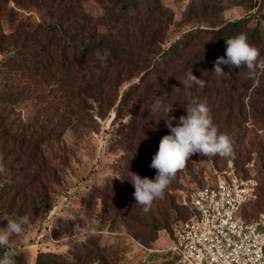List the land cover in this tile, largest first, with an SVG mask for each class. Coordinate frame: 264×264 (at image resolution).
<instances>
[{"label": "rangeland", "instance_id": "1", "mask_svg": "<svg viewBox=\"0 0 264 264\" xmlns=\"http://www.w3.org/2000/svg\"><path fill=\"white\" fill-rule=\"evenodd\" d=\"M150 1L161 7L167 20V26H159L166 47L196 27L210 29L217 25V19L233 21L250 13L229 0H222L223 11L217 19L200 9L213 0ZM258 1V13H264V0ZM135 3L133 12L124 8L125 0H0V62L17 56L18 51L24 56L43 47L38 53V68L26 66L19 73L13 70L15 66L7 65L0 70V98L6 99L0 105V154L7 169L6 175L0 174V220L6 214L31 218L24 233L10 241L9 247L22 258L17 264H35L40 253L59 256L53 264H171L166 261L170 255L164 252L172 244L169 236L188 215L180 205V191L189 193L212 183L216 174L227 171L229 163L239 177H252L257 182V198L243 210L245 220L252 222L264 212V110L251 106L254 92L244 95L237 91L218 99L211 92L218 84L209 88L215 75L207 72L200 74L207 82L203 89L193 86L181 92L173 90V86L183 90L179 82L157 89L154 76L144 80L116 115L123 91L132 83L139 84L140 76L120 86L110 88L105 82L87 88L97 85L102 76L99 70L92 71L95 78H88L86 62L74 65L73 55L67 50L60 52L62 38L56 37L48 45L44 30L55 24L69 33L78 29L75 38L81 42H95L104 36L107 41L121 43L115 29L122 20L129 26L143 17L147 32L158 27V16L145 17L140 1ZM191 4L194 11L189 19L186 9ZM254 24L250 22V26ZM204 40H192L190 44L198 46L189 47L181 57L202 48ZM212 45L214 49L216 45ZM213 55L211 50L207 56ZM185 69L186 73L194 67ZM162 95L175 109L170 113L176 117L173 126L186 115L185 106L194 98L206 99L213 123L233 140L234 155H193L164 198L155 200L145 213L135 204L128 170L149 179L156 175L149 165L161 138L170 130L164 119L157 123L159 114L154 116L149 109ZM225 101L232 103L217 116ZM81 213L86 219L80 218ZM6 224L0 221V227ZM155 224L165 230L155 235ZM147 236L157 239L147 244L143 240ZM149 250L163 255L150 254Z\"/></svg>", "mask_w": 264, "mask_h": 264}, {"label": "trees", "instance_id": "2", "mask_svg": "<svg viewBox=\"0 0 264 264\" xmlns=\"http://www.w3.org/2000/svg\"><path fill=\"white\" fill-rule=\"evenodd\" d=\"M139 1L142 5L141 10H143V15L145 17L155 14L158 16V27H153L147 32V26L143 25V17L134 21L129 26L126 24L125 20H122L120 21L121 25L118 29H115V33L120 35L121 43H116L114 40L112 42L107 41L103 38L104 36L95 42L85 40L81 42V40L75 38L78 32H80L78 29L69 33L58 24L44 30L46 36L49 37L48 45H52V40H55L56 37L62 38L63 42L59 45L60 52L64 54L67 50L71 56L73 55L74 65H80L82 62L88 64L86 68L84 66L88 78H95L92 71L99 70V76H102L96 81L97 85L92 83L89 84L87 88L93 86L99 87L105 82L110 88L120 86L122 82L130 81L132 78L138 75L140 76L139 84L132 83L123 91L119 103L116 106V115H118L119 110L130 96L139 89L145 79L149 78L150 80L151 77L155 76L157 78V81H155L157 82V89H162L168 86L171 87L175 82H179L178 80L184 75V71L187 69H185V67L187 66L194 67V75L197 78H200V74L204 72H207L209 75H214V63L218 57L225 55V39L227 38L245 33L248 37V42L256 46L260 50L261 57H264V13H258L259 10L257 8L261 6L258 0H229L234 6L242 7L245 11L250 12L248 16L233 21L217 19V15L223 11L222 0H213L208 5L203 3L200 9L204 14L210 12L212 16H215L217 25L211 26L212 28L210 29L196 27L185 33L181 38L170 43L167 47L163 45V35H159V26H167L165 25L167 20L164 18L161 7L150 0ZM135 2L136 0H125L124 8L133 10L134 12L137 6ZM193 11L191 4L186 9V16L189 17V19L193 15ZM170 19H173L172 13H170ZM251 21H255L253 26H250ZM78 23H80V21H78ZM198 38L206 39L204 40L205 43H202L203 47L189 53V55L183 59L181 57L182 52L189 47L198 46V43L190 44L194 40L196 42ZM212 44L216 45L214 49H211V46H213ZM41 50H43V47L35 48L32 54L24 56L18 55L20 54L18 51L16 54L17 56L10 57L7 59V62H0V70H4L7 65H9L10 68L15 66L17 69L13 70L19 73H23L26 66H30L33 69L38 68L40 66L38 53L41 52ZM97 50L101 52L107 50L109 53L104 63H101L96 58ZM211 50L215 55L209 58L207 55ZM202 58H204V60L200 61ZM222 67L225 72H230L231 77L227 80L222 78L218 79L216 76L214 79L212 78L209 82V88L215 89L214 86L218 84L217 89L211 91L213 95L217 96L218 99H223V95L231 97L234 95V92L237 91L244 92V95L248 91H250L251 94L254 92V98L250 101L251 106L264 110L262 109L264 108V69H258L255 76L249 78L244 68L230 69L227 66ZM89 70H91L90 74H88ZM111 70H113L112 73L108 75V71ZM257 74L260 76L257 83L254 85ZM208 78L210 79L211 77L208 76ZM88 80L90 82L92 79ZM147 87H150V84H148ZM5 102L6 99L0 98V105H4ZM231 103L230 101H225V105L218 109L216 115L219 116L220 113H223L226 108L230 107ZM111 105H109V108ZM2 113L3 109H0V116ZM204 185L205 184L197 187H203ZM153 230L156 235L158 231L165 230V228L155 224ZM156 239V236H147L143 240L147 244H150ZM6 252H11L14 255L16 264L22 260L21 256L17 255L13 247L0 248V256H3ZM151 253L163 255V253L150 252V254ZM58 258L59 256L54 254L40 253L35 260V264H53ZM166 261H171V258L167 257Z\"/></svg>", "mask_w": 264, "mask_h": 264}, {"label": "clouds", "instance_id": "3", "mask_svg": "<svg viewBox=\"0 0 264 264\" xmlns=\"http://www.w3.org/2000/svg\"><path fill=\"white\" fill-rule=\"evenodd\" d=\"M109 53L107 50H97L96 58L104 63ZM222 66L230 69L244 68L249 78H253L258 69H264V57H261L260 50L248 42L245 33L225 39V55L218 57L214 63L213 73L218 79H230V72H225ZM180 87L173 86L176 92L187 91L197 86L203 89L206 81L197 78L192 69L179 78ZM166 97L157 96L150 105L152 115L159 114L164 119L170 134L164 135L158 146L157 152L152 156L150 168L156 170L153 179L141 177L138 173L128 170V181L134 187L133 197L135 204L142 207L145 213L151 210L153 202L163 199L166 190L176 178L179 171L186 167L193 155L205 158L215 156L230 157L234 155V142L227 133L221 132L213 123L211 110L206 99L194 98L191 103L185 106L186 115H181L173 126L176 117L171 116L175 109L173 105L165 102ZM147 139V137L145 138ZM0 174H7L4 157L0 154ZM82 220L86 219L81 213ZM7 221L6 227H0V248H7L13 236H20L24 233L26 226L30 225L31 218L24 215L14 218L6 214L2 220ZM0 264H16L14 255L6 252L0 256Z\"/></svg>", "mask_w": 264, "mask_h": 264}, {"label": "built area", "instance_id": "4", "mask_svg": "<svg viewBox=\"0 0 264 264\" xmlns=\"http://www.w3.org/2000/svg\"><path fill=\"white\" fill-rule=\"evenodd\" d=\"M256 192L255 179L239 177L232 163L212 183L180 191L188 215L172 228L164 251L171 264H264V212L252 222L243 216Z\"/></svg>", "mask_w": 264, "mask_h": 264}]
</instances>
